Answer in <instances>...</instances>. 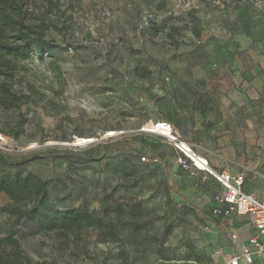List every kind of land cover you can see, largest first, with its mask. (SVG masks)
I'll list each match as a JSON object with an SVG mask.
<instances>
[{
	"label": "rangeland",
	"instance_id": "obj_1",
	"mask_svg": "<svg viewBox=\"0 0 264 264\" xmlns=\"http://www.w3.org/2000/svg\"><path fill=\"white\" fill-rule=\"evenodd\" d=\"M31 10L52 24L46 39L58 47L54 57L20 62L13 83L34 98L0 110V149L11 160L41 156L24 170L51 178L53 194L67 198L61 207L93 211L118 238L95 227L65 236L16 224L2 193L0 237L15 230L20 250L0 244V264H207L196 207L213 204L216 191L194 160L243 173L249 191L264 187V5L35 0ZM152 21L166 29L152 35ZM160 119L179 129L193 169L173 167L175 142L144 131Z\"/></svg>",
	"mask_w": 264,
	"mask_h": 264
},
{
	"label": "trees",
	"instance_id": "obj_2",
	"mask_svg": "<svg viewBox=\"0 0 264 264\" xmlns=\"http://www.w3.org/2000/svg\"><path fill=\"white\" fill-rule=\"evenodd\" d=\"M33 1L35 0H0V110L19 109L34 98L30 90L23 87L17 88L13 83L20 62L31 58L33 54L41 57L51 54L50 56L54 57L58 47L57 44L46 39L45 32L52 24L43 17L34 15L31 10ZM246 5V3L240 5L239 10ZM151 24L152 35H157L166 29V21L161 23L152 21ZM192 33L200 38L201 28L195 26ZM172 44L179 46L182 41L174 38ZM68 48L72 49L74 45L70 43ZM159 121L168 120L160 119ZM26 122L24 119L22 124ZM39 158L41 156L34 155L20 160H11L0 149V199L4 193L13 202L11 207L2 208V210L15 216L16 224L27 223L43 233L59 232L60 235L66 236L70 233H79L85 227H95L103 230L113 240H117L118 236L111 223L105 222L103 217L97 216L93 211L81 207H61L67 198L53 194V180L24 170L26 164ZM185 158L187 159L186 156ZM141 159L146 161V155ZM116 164L108 162L105 166L113 172L118 168L127 169L126 162ZM178 165L180 171L187 170L182 165ZM191 166L193 169L194 166ZM193 173L194 170L191 171V174ZM178 175V171H171L172 178L176 179ZM168 187L172 191L175 188V192H178L176 186L168 185ZM196 208L202 209V220L205 223L214 220L211 212L206 211V205H197ZM0 244L10 246L19 254L20 242L15 230L0 237ZM4 262L9 264L12 260L5 257Z\"/></svg>",
	"mask_w": 264,
	"mask_h": 264
},
{
	"label": "built area",
	"instance_id": "obj_3",
	"mask_svg": "<svg viewBox=\"0 0 264 264\" xmlns=\"http://www.w3.org/2000/svg\"><path fill=\"white\" fill-rule=\"evenodd\" d=\"M255 6L261 7L264 5V0H250ZM144 131L161 135L169 141L175 142L177 148L183 155H179L176 162L184 168H192L186 160L185 156L193 159L188 152L181 147L177 141L181 137L180 131L175 125L168 121H157L152 123L149 128H144ZM145 160V158H143ZM205 169L213 175L223 186L224 192L220 197V204L212 208L215 216L228 217L233 212L239 215L246 216L256 229V234L250 236L248 243L242 245V254L233 256L227 264H241V258L247 263L252 264L255 258L260 260V264H264V242L261 241V236L264 237V187L261 195L253 192H246L244 186L246 177L243 173L233 175L226 171H216L205 164ZM196 167H199L196 164ZM233 238H236L234 235ZM172 264H177L173 262Z\"/></svg>",
	"mask_w": 264,
	"mask_h": 264
},
{
	"label": "crops",
	"instance_id": "obj_4",
	"mask_svg": "<svg viewBox=\"0 0 264 264\" xmlns=\"http://www.w3.org/2000/svg\"><path fill=\"white\" fill-rule=\"evenodd\" d=\"M264 64V63H263ZM176 146V145H175ZM177 147V146H176ZM191 148V147H190ZM208 163L209 167L216 171H226L233 175L239 174L235 171H230L227 169H221L209 164L207 159H204ZM199 167H196V170H202L203 173V183L211 184L212 189L216 191L215 202L210 206H206L207 210L211 212V215L214 217V220L207 221L206 224L207 230L205 234L207 235V240L203 245L205 246L207 252V264H227L230 259L235 255L242 254V245L248 243L250 236L256 234V229L252 223L247 219L246 216L239 215L236 212H233L228 217H219L215 216L212 212V207L220 204V197L224 192L223 186L205 169L204 166H200L196 161H194ZM173 167H179L178 163L175 161ZM175 171V169H173ZM180 178L179 175L176 176ZM247 179L244 186L246 192H253L247 189ZM263 188H254V192L257 195H261ZM201 212L202 209L198 210ZM236 238H233V236ZM261 241L264 242V237L261 236ZM173 261L165 262V264H172ZM176 263V262H175ZM241 264H249L243 258L240 261ZM177 264H198L191 261H186ZM260 264V260L255 258L254 263Z\"/></svg>",
	"mask_w": 264,
	"mask_h": 264
},
{
	"label": "bare ground",
	"instance_id": "obj_5",
	"mask_svg": "<svg viewBox=\"0 0 264 264\" xmlns=\"http://www.w3.org/2000/svg\"><path fill=\"white\" fill-rule=\"evenodd\" d=\"M185 149V148H184ZM186 150V149H185ZM187 152H188V154L190 155V153H191V151H189V150H186ZM193 153V152H192ZM191 157H192V155H190ZM193 158V157H192ZM193 160H194V158H193ZM195 161V160H194ZM204 164H206V162L204 161L203 162ZM204 167H206V165L204 166Z\"/></svg>",
	"mask_w": 264,
	"mask_h": 264
},
{
	"label": "water",
	"instance_id": "obj_6",
	"mask_svg": "<svg viewBox=\"0 0 264 264\" xmlns=\"http://www.w3.org/2000/svg\"><path fill=\"white\" fill-rule=\"evenodd\" d=\"M78 145H81V144H78Z\"/></svg>",
	"mask_w": 264,
	"mask_h": 264
}]
</instances>
